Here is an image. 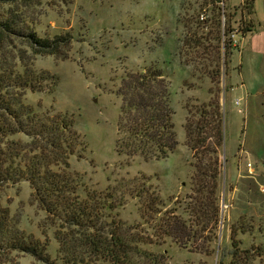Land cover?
<instances>
[{"label": "rangeland", "instance_id": "obj_1", "mask_svg": "<svg viewBox=\"0 0 264 264\" xmlns=\"http://www.w3.org/2000/svg\"><path fill=\"white\" fill-rule=\"evenodd\" d=\"M242 2L19 0L0 5V19H13L12 27L21 32L0 34V72L46 74L22 97L16 89L8 97L71 125L74 151L67 161L81 180L80 198L108 199L128 234L147 236L151 243L142 248L163 254V264H229L232 244L249 252L250 264H264V0H254L251 14ZM229 17L231 23L242 18L251 32L223 35ZM29 33L56 43L30 45ZM157 69L168 83L177 145L159 160L118 154L122 78ZM216 101L223 135L216 153L219 221L213 235L198 231L200 238L182 248L163 234L162 225L173 208L189 203L197 167L213 159ZM6 140L14 142L10 148L27 151L32 137L17 133ZM0 204L20 231L46 240L49 258L60 264L55 227L25 178L0 190ZM6 258L5 264H42L17 251Z\"/></svg>", "mask_w": 264, "mask_h": 264}, {"label": "trees", "instance_id": "obj_2", "mask_svg": "<svg viewBox=\"0 0 264 264\" xmlns=\"http://www.w3.org/2000/svg\"><path fill=\"white\" fill-rule=\"evenodd\" d=\"M15 1L19 0H0V5ZM242 3L247 14L254 13V0ZM13 25V19H0V34L8 31L20 35L21 32ZM232 32H239L243 37L251 29L246 27L242 18L231 23L229 17L223 35ZM26 37L30 45L41 48L53 47L56 43L40 39L34 33L26 34ZM223 46L228 48L226 44ZM43 75L46 74L0 72V190L22 178L29 182L32 196L46 213L49 225L55 227L53 238L58 245L57 259L60 264H163V254H153L142 248V245L151 243L147 236L128 234L129 227L112 214L108 199L91 201L80 198L78 186L81 180L76 172L70 170L67 161L74 151L71 125L63 117L45 118L44 114L39 115L28 106L18 105V99L12 102L8 97L10 89L18 90L15 95L22 97L26 89H34L45 79ZM117 96L121 100L115 141L117 153L145 161L166 158L175 149L177 141L168 83L163 74L158 69L129 72L122 78ZM214 107L216 120L213 150L210 151L212 164H204L202 169L197 167L192 178L189 203L180 210L173 208L171 218H167L162 225L163 234L173 238L182 248H188L196 238H200L198 231L211 234L219 221V165L216 153L223 143V135L218 101ZM9 117H14L13 123ZM17 133L32 137L27 151L9 147L14 142L6 140V137ZM187 134V143L193 150V139L189 132ZM153 212L158 213V210ZM47 245L46 240L42 242L20 231L11 220L9 209L0 204V264L9 262L6 256L12 251L28 254L42 264H54L47 254ZM231 246L229 264H250L248 251L240 252L237 246ZM205 252L210 254L212 250ZM239 258L243 260L238 262ZM216 264L225 263L220 261Z\"/></svg>", "mask_w": 264, "mask_h": 264}, {"label": "crops", "instance_id": "obj_3", "mask_svg": "<svg viewBox=\"0 0 264 264\" xmlns=\"http://www.w3.org/2000/svg\"><path fill=\"white\" fill-rule=\"evenodd\" d=\"M240 151H242V150H239V153H241ZM242 154V153H241ZM240 154V156H242V159L243 158H246V155H247V152L246 151H244V156L243 155H241ZM240 161H241V159H237V161H236V167H237V171H238V174H237V178L239 177V175H240V169H239V163H240ZM242 162V161H241ZM247 163V162H246ZM249 163V162H248ZM247 170V169H246ZM249 170V169H248ZM248 170H247V172H248ZM248 174V173H247ZM250 175V174H249ZM248 176V175H247Z\"/></svg>", "mask_w": 264, "mask_h": 264}, {"label": "built area", "instance_id": "obj_4", "mask_svg": "<svg viewBox=\"0 0 264 264\" xmlns=\"http://www.w3.org/2000/svg\"><path fill=\"white\" fill-rule=\"evenodd\" d=\"M246 166L249 168L250 167V164L249 163H246Z\"/></svg>", "mask_w": 264, "mask_h": 264}]
</instances>
